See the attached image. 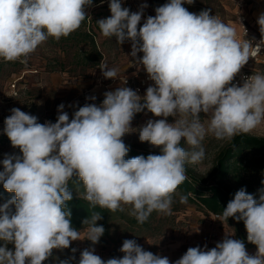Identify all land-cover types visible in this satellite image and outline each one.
Masks as SVG:
<instances>
[{
  "label": "clouds",
  "instance_id": "9594fccd",
  "mask_svg": "<svg viewBox=\"0 0 264 264\" xmlns=\"http://www.w3.org/2000/svg\"><path fill=\"white\" fill-rule=\"evenodd\" d=\"M193 2L168 0L138 28L147 4L131 12L122 0H109L111 15L96 21L104 37H115L119 45L130 41L132 57L143 53L137 65L153 82L144 96L120 86L106 91L99 105L78 107L71 118L62 103L54 123L10 110L2 131L19 153L0 161V183L15 194L0 205V264H43L54 249H68L73 241L99 243L105 233L97 224L101 212L93 211L82 230L71 224L70 184L90 208L115 213L129 206L128 214L143 224L154 211L171 215L173 197L187 179L186 164L205 159L207 135L231 141L264 123V74L248 76L241 85L233 82L264 47V14L257 20L261 40L254 45L209 10L196 14L183 6ZM92 6L93 0H0V59L27 63L49 38L59 41L78 30ZM99 68L105 79H117V68L106 63ZM145 110L159 119L133 128L135 115ZM137 131L140 142L158 147L160 154L126 159L130 146L122 137ZM258 194L257 199L241 188L222 210V219L243 221L247 241L257 248L254 255L226 234L211 249L189 247L174 264H264V187ZM187 201L188 195H180L181 203ZM119 251L122 257L104 260L94 247L85 248L78 264H171L135 239H125Z\"/></svg>",
  "mask_w": 264,
  "mask_h": 264
},
{
  "label": "rangeland",
  "instance_id": "374dc122",
  "mask_svg": "<svg viewBox=\"0 0 264 264\" xmlns=\"http://www.w3.org/2000/svg\"><path fill=\"white\" fill-rule=\"evenodd\" d=\"M168 0H122V6L130 9L131 12L138 11L142 4H147L144 9L141 24L148 16L155 15V8L167 3ZM104 5V6H103ZM188 11L209 10L211 14L218 16L223 22L236 28L237 34L241 33L240 17L248 16L252 22H257L251 18L254 11L264 13V0H194L192 4L183 5ZM91 19V27L95 30L98 48L102 53L100 63H106L109 67L117 68L118 75L130 74L136 68L137 59L143 53H138L134 58L131 53V42L126 41L119 45L116 38H106L96 21L107 18L111 15L109 0L102 4H93L86 9ZM256 15H258L256 13ZM258 24V23H256ZM88 29V27L86 28ZM89 48L81 43L79 46L66 44L49 38L32 53L27 63L20 61L5 62L0 66V161L5 154L19 153V149L11 146L8 137L3 134L4 120L9 116L12 108H20L38 118L39 123L47 121L55 122L58 116V106L64 104V111L68 112L70 118L78 107L85 103H102L104 93L115 90L122 86L120 82L113 79H105L102 75L100 63L90 66L85 60V51ZM3 61L0 59V62ZM95 96L96 100H86V97ZM140 96H144L140 95ZM202 118L204 114H201ZM149 119H159L147 112L137 113L132 121V127L139 129ZM168 122H174L173 117H168ZM135 131V130H133ZM257 136H264V123L257 129L249 132ZM126 145L146 150L151 153L160 154L158 147L152 146L148 142H140L139 133L132 132L122 137ZM227 140H217L211 135H207L202 142L206 151L205 159L198 164L187 163L197 172L208 174L216 163L219 152L228 144ZM181 145L188 147L181 141ZM3 170L0 164V171ZM248 179L257 189L264 187V173H260L257 168H250L246 171ZM179 191L173 197L171 215H164L154 211V218L151 220L150 228L129 227L118 220L111 222L112 237L95 245L88 240L73 241L68 249L53 250V255L43 264H59L60 260L69 259L70 264H78L80 253L85 248L94 247L95 254L102 259L119 258L123 253L119 251L125 239H135L146 251L154 254L167 256L171 262L180 257L176 256L178 250L187 251L189 247L200 246L208 249L221 242L225 235H232L231 238L238 239L236 236L235 225L200 208L197 204L187 201L180 202ZM8 201V200H7ZM0 200V205L7 202ZM130 211L129 206H125V212ZM4 242L0 241V246ZM8 249L14 250L13 244L7 245ZM246 247L250 255L257 251L255 245ZM72 248L77 249L75 253Z\"/></svg>",
  "mask_w": 264,
  "mask_h": 264
},
{
  "label": "trees",
  "instance_id": "16d2710c",
  "mask_svg": "<svg viewBox=\"0 0 264 264\" xmlns=\"http://www.w3.org/2000/svg\"><path fill=\"white\" fill-rule=\"evenodd\" d=\"M100 2L101 0H93V4ZM90 23L91 19L88 15L78 30L66 38L62 37L59 41L74 46H79L81 43L85 44L89 48L84 52L85 61L90 66H95L100 63L102 53L98 48L95 30L90 28ZM87 27L88 29H86ZM139 27L140 25H138ZM5 62L4 60L1 61L0 66ZM149 154L156 153L130 146V151L125 158H132L137 155L147 157ZM250 168H257L260 173H264V136L250 133L239 134L219 152L216 163L208 174L197 172L193 167L186 164L187 179L178 187L177 191L182 195H188L189 202L197 204L206 212L222 216V210L241 188H245L249 194L259 198L258 189L248 179V175H245ZM70 188L73 191V199L68 202V208L71 211L72 226L77 230H82L83 227H86L82 222L89 218L93 211L101 212L102 219L97 221V224L105 228V233L99 242H105L112 237L111 222L113 220L121 221L134 228L148 229L152 225L151 220L154 218V214H151L147 222L141 224L125 211L112 213L99 207L92 209L86 201L78 198L75 185L70 184ZM14 195V193L6 191L3 184L0 183V200L7 201ZM227 221L235 225L238 239L242 240L247 247L254 245L247 241V232L243 221L238 222L231 217Z\"/></svg>",
  "mask_w": 264,
  "mask_h": 264
},
{
  "label": "built area",
  "instance_id": "2783aa9c",
  "mask_svg": "<svg viewBox=\"0 0 264 264\" xmlns=\"http://www.w3.org/2000/svg\"><path fill=\"white\" fill-rule=\"evenodd\" d=\"M241 33L238 34V38L248 39L255 45L261 40V33L259 31L258 24L252 22V20L246 16L242 15L240 17ZM246 36H245V29ZM130 74L118 75L117 79L113 81H118L122 86L130 87L136 90L139 95H145L146 89L153 84L151 80L148 79L147 73L142 65H137ZM264 74V47L261 48L260 52H254L252 57L249 59L248 63L241 69V72L235 77L234 83L241 85L244 79L255 73ZM126 81V83H125ZM216 216H220L216 214Z\"/></svg>",
  "mask_w": 264,
  "mask_h": 264
},
{
  "label": "crops",
  "instance_id": "0c3cea01",
  "mask_svg": "<svg viewBox=\"0 0 264 264\" xmlns=\"http://www.w3.org/2000/svg\"><path fill=\"white\" fill-rule=\"evenodd\" d=\"M199 12H201L200 10H197V9H193L192 10V13H196V14H199ZM256 13L258 14V15H256ZM261 14H264L263 12H259V10L257 9V10H255L254 11V16H251V18L252 19H254L255 21H257L258 20V18H259V16L261 15ZM210 15H213V14H211L210 13ZM255 23H257V22H255ZM259 26V25H258ZM177 250V252H176V256H178V257H181L183 254H184V251H182V250H178V249H176Z\"/></svg>",
  "mask_w": 264,
  "mask_h": 264
}]
</instances>
